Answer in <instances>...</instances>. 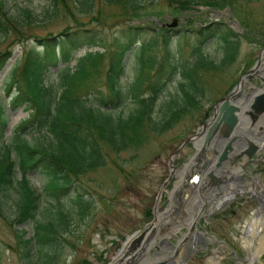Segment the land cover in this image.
<instances>
[{
    "label": "trees",
    "instance_id": "16d2710c",
    "mask_svg": "<svg viewBox=\"0 0 264 264\" xmlns=\"http://www.w3.org/2000/svg\"><path fill=\"white\" fill-rule=\"evenodd\" d=\"M60 1L67 8L66 0H54L55 7ZM99 1L106 8L119 10L120 16L131 17L132 22L142 21L143 17H162L166 13L177 17L199 6L211 10L232 9L238 0ZM78 3L85 11L95 9V0H78ZM164 6L168 11L164 10ZM6 9L5 2L0 0V35L7 38L14 32L17 37L19 34L23 36L18 28L21 23ZM150 9L157 12L152 15ZM24 13L31 16L30 11ZM76 21L75 28L67 27L58 35L33 38L35 44L25 47L21 62L11 73L7 90L12 95L9 102L0 98L1 144L5 140L11 113L22 107L29 116L20 131L23 132L28 124H36L38 130L46 131L53 139L48 147H34L19 132L10 138L8 144L2 145L0 154V217L5 218V208L14 191L16 214L9 222L22 250L19 255L29 260V264L34 254L40 256L38 264H53L57 259L60 245L56 235L60 234L59 230H64L63 222L68 221L59 199L67 194L72 177L78 179L105 169L112 155L119 156L128 150L139 149L151 139L159 138L186 122L195 121L207 97L199 71L224 74L240 55L238 36L222 22L201 20L199 27L186 31L162 27L157 22L146 20L145 24H129L98 38L101 33L96 28ZM188 22L194 24L196 20ZM185 31H192L196 39L194 43L200 45L194 48V54L199 53V58L192 66L180 55L182 42L187 45V40H190ZM246 32L250 34L249 30ZM218 33L222 38L214 43L223 53L219 62L212 55L202 53V48ZM18 41L21 44V40ZM96 43L105 46V51H87L76 66H70L69 60L75 52ZM153 52L159 54H150ZM12 56L9 49L0 52V74ZM128 57L134 59L136 68L134 82L130 91L126 92L123 80ZM61 62L66 65L60 67ZM52 68H58L56 85L48 83V73ZM174 84L175 92L168 94L167 99L159 104L160 96ZM13 86L16 88L12 94ZM128 99L134 101V111L126 117L117 116L115 111ZM213 109L205 111L201 122L211 116ZM158 112L163 113L161 119L156 117ZM33 172L46 177V194L59 202L56 213L58 223L36 222L34 236L28 238V232L17 227L36 221L40 209L42 194L33 190L29 182ZM90 202L87 195H76L74 204L80 215L86 214ZM146 217L148 220L152 218L151 210ZM34 244L37 251L32 249Z\"/></svg>",
    "mask_w": 264,
    "mask_h": 264
},
{
    "label": "rangeland",
    "instance_id": "374dc122",
    "mask_svg": "<svg viewBox=\"0 0 264 264\" xmlns=\"http://www.w3.org/2000/svg\"><path fill=\"white\" fill-rule=\"evenodd\" d=\"M6 10L21 23L18 26L23 33L17 37L12 32L7 38L0 35V52L9 49L13 56L0 74V98L9 102L10 96L7 92L11 82V73L15 66L21 62L25 53V47L35 44L34 37L45 38L50 34L58 35L67 27L75 28L77 21L84 22L87 27L96 28L104 36L106 32H113L116 28L131 26L135 24H145L146 20L157 22L166 28L173 27L177 20L176 30H191L199 27V21L222 22L223 26L229 27L240 42V55L238 61L233 64L224 74L220 72H206L200 70L203 77V87L206 91L204 108L199 112L198 117L193 122H186L182 126L176 127L169 133L151 139L147 144L139 149L128 150L119 156L112 155L108 160L105 169L90 172L80 178H71V185L65 196L60 197L62 209L67 214L68 221L63 222L64 230H59L56 239L60 245L59 254L53 264H108L118 253L122 244L128 236L135 230L142 229L150 220L146 214L152 210L156 203L157 195L164 181L170 175V157L184 140L201 132L204 122H201L205 111L213 108L215 103L221 100L230 87L236 85L239 79L248 72L258 60L261 51L264 49V0H238L233 8L223 10H211L205 6H199L196 10L189 11L181 16L166 13L165 16L143 17L142 21L132 20L131 17L120 16L119 10L104 7L99 0H95L94 10L85 11L78 3V0H66L67 8L60 1L56 8L54 0H3ZM164 10L168 11L164 6ZM30 11L31 16L26 13ZM157 11L150 9L149 13L154 15ZM196 17V19H195ZM189 20H196V23L189 24ZM168 27V28H169ZM154 28V27H152ZM156 29V28H154ZM246 30L250 31V35ZM185 31L188 43L182 42L180 52L183 61H188L192 66L198 60L199 53L194 54L196 44L194 33ZM248 35V36H246ZM103 38V37H101ZM106 38V37H104ZM109 38V37H107ZM222 35L218 33L213 40L209 41L203 48L202 53L210 54L218 62L222 59L223 53L219 51L216 40H221ZM254 38V39H253ZM253 39V40H252ZM18 40H21V44ZM98 40V39H97ZM99 41V40H98ZM100 41H102L100 39ZM105 46L94 44L91 47H83L75 52L69 60L71 67L76 66L78 60L87 51H105ZM150 54L158 55V52ZM66 63L61 62L60 67ZM136 63L132 57L127 59L126 75L123 80L124 90L129 92L135 79ZM58 69L52 68L48 73V83L56 85L58 79L56 72ZM252 83V81H249ZM15 86L12 87V94L15 93ZM176 85H172L160 96L161 101L167 99L168 94L175 92ZM227 93V94H226ZM135 109V103L128 99L124 106L115 111L116 115L128 116ZM214 113V112H213ZM212 113V114H213ZM211 114V116H212ZM29 113L25 107L17 112L11 113L9 127L5 132V140L0 143V154L2 145L8 144L10 138L21 132L20 128L26 123ZM162 112L156 114L157 119H161ZM211 118V117H210ZM210 118H206L208 121ZM204 120V121H205ZM21 137L28 140L34 147H48L53 140L46 131L38 130L36 124H28L25 130L20 133ZM195 152L192 144L180 153L175 160L176 168L182 167ZM264 154V152H263ZM256 160V159H255ZM240 175L244 179L241 187L249 189L255 180L260 181L264 186V161L254 163L250 167L242 166ZM189 175L185 179V184L191 185L193 181ZM18 178L21 176L18 174ZM176 179L172 177L163 199L160 202L159 211H163L169 203V193ZM29 182L33 190L42 194L39 212L36 221L18 226L28 232L27 237L34 236L36 222L46 224H57V207L59 202L46 194L47 179L39 172H33L29 176ZM261 185H257V191H261ZM235 188L230 186L227 192H234ZM182 199L190 194L189 187L183 189ZM206 189H200L196 193L194 200L198 197L204 199ZM15 192L8 201L5 208V218L0 217V264H29V260L21 258L18 239L9 221L13 220L16 214L14 205ZM77 194L87 195L91 202L89 210L85 215H80L74 200ZM194 202V201H193ZM197 205L199 203H196ZM262 200L253 193L237 195L234 200L226 204L222 209L212 213L209 205L206 206L204 216L201 217L197 230L204 234V238L191 251H186L188 241H184L177 253L176 264H209V260L215 251L222 255L219 264H264V248L261 254L255 259L250 258V253L244 245L245 224L251 220L258 209L263 207ZM264 214V211L262 212ZM69 222V223H67ZM183 228L172 243L176 244L181 239L182 234H186ZM32 249L38 250L34 244ZM155 251L152 250L151 254ZM40 256L34 254L30 260L31 264H38Z\"/></svg>",
    "mask_w": 264,
    "mask_h": 264
},
{
    "label": "water",
    "instance_id": "95a60500",
    "mask_svg": "<svg viewBox=\"0 0 264 264\" xmlns=\"http://www.w3.org/2000/svg\"><path fill=\"white\" fill-rule=\"evenodd\" d=\"M177 25L174 21L173 27ZM264 49L262 50L255 67L246 73L233 89L216 106L213 117L202 127V132L187 139L170 158L171 174L161 187L153 210L154 219L143 229L137 230L127 237L119 252L109 264H174V261L164 258L151 263L150 251L153 246L163 240L174 237L182 228L178 219L186 212L189 218L193 213H188L191 208V199L201 186L217 188L220 193L223 189L218 186L224 174L228 181L226 170H232L233 175L239 178V170L234 171L239 160L251 159L264 150ZM257 83L261 81L263 88L256 85L249 87L246 93L248 81ZM192 143L196 148L195 153L188 162L178 170H174L175 158ZM202 163V166L200 164ZM197 170V172H195ZM193 173L191 185L185 184V178ZM176 176L174 187L169 193V206L159 212V204L163 193ZM210 179L208 183L205 180ZM199 185V186H198ZM189 187L190 194L186 195L185 201L182 196L183 189ZM186 209V210H185ZM194 209V208H192ZM198 217L194 219L189 232L193 231L198 223ZM202 238V234H199ZM186 238V236H185ZM194 240L192 237L191 242ZM159 255H157L158 257ZM169 260V261H168ZM183 264V262H181Z\"/></svg>",
    "mask_w": 264,
    "mask_h": 264
},
{
    "label": "bare ground",
    "instance_id": "6f19581e",
    "mask_svg": "<svg viewBox=\"0 0 264 264\" xmlns=\"http://www.w3.org/2000/svg\"><path fill=\"white\" fill-rule=\"evenodd\" d=\"M241 171H239L240 174ZM230 176V181H229V187L233 186L235 188L234 192H225V194L222 197L219 196H210V197H206V200L201 199V201H199V204L195 205L194 202L192 203V207L195 206V209H192V207H188V213H190V211H192V215L187 218L185 215H181V217L179 218V220L181 221V223H185L183 225V227H188L190 228L192 222L194 221V219H196L199 215H204V211L207 205H209L211 212L212 211H219L220 209H222L226 204L230 203L232 200H234V198L239 194L242 195L244 193H253L255 196L259 197L262 202H263V207L261 209H258L255 213V216H253V218L249 221H247V223L245 224V235H244V239H243V243L245 245V248L248 250V252L250 253V258L251 259H255L258 255L261 254V251L264 248V214L262 213L264 211V186H262L260 184V181H258L257 179L255 180V184H253L251 186V188L246 189L241 187V184L236 183L233 181L231 175ZM257 185H261L262 190L261 191H257ZM199 193V192H197ZM214 193V192H213ZM212 193V195H213ZM207 194V191L205 193V195ZM225 202V203H224ZM186 214V213H185ZM186 237L188 236L187 233L184 234ZM182 246V244L180 242H178V246L174 249V251H178L180 249V247ZM174 253V252H172ZM170 254V253H169ZM219 258H222V255L220 253H218V251H215V253L213 254V256L208 259L209 260V264H219ZM171 260V259H170Z\"/></svg>",
    "mask_w": 264,
    "mask_h": 264
},
{
    "label": "flooded vegetation",
    "instance_id": "af4514ba",
    "mask_svg": "<svg viewBox=\"0 0 264 264\" xmlns=\"http://www.w3.org/2000/svg\"><path fill=\"white\" fill-rule=\"evenodd\" d=\"M263 156H264V154H263ZM261 163V162H263V158H257L256 160H254V161H245L244 162V165L245 166H247V167H250L251 165H253L254 163ZM238 183L239 184H241V183H243V179H240L239 181H238ZM178 242H179V240L177 241V243L176 244H173L172 242L170 243V244H164L163 245V253H167V254H169V255H174V253H172V252H174V249L178 246Z\"/></svg>",
    "mask_w": 264,
    "mask_h": 264
}]
</instances>
